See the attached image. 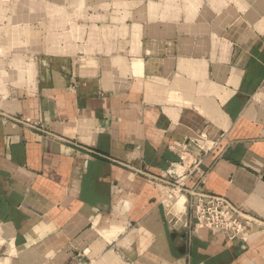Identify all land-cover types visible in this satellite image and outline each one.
I'll return each instance as SVG.
<instances>
[{"label":"crops","instance_id":"obj_1","mask_svg":"<svg viewBox=\"0 0 264 264\" xmlns=\"http://www.w3.org/2000/svg\"><path fill=\"white\" fill-rule=\"evenodd\" d=\"M0 111V264H264V0H0Z\"/></svg>","mask_w":264,"mask_h":264},{"label":"built area","instance_id":"obj_2","mask_svg":"<svg viewBox=\"0 0 264 264\" xmlns=\"http://www.w3.org/2000/svg\"><path fill=\"white\" fill-rule=\"evenodd\" d=\"M0 116L5 121L15 122L20 124L23 128L34 130L42 133L46 137L55 140L68 142L65 138L57 136L56 134L46 130L41 124L33 122L26 118L15 117L0 111ZM125 168H132L126 162L113 160ZM180 164L172 165L168 170L167 175L169 178L166 180L168 185L167 198L173 197L176 193L187 194L188 205L190 213L194 220L196 227H206L213 231L225 232L231 237L246 236L255 224V218L243 212L242 209L233 205L225 196L216 194L202 193L197 188L187 189L183 183L178 180L180 176L179 169L184 167L189 173L190 165L192 162L187 158H181Z\"/></svg>","mask_w":264,"mask_h":264},{"label":"rangeland","instance_id":"obj_3","mask_svg":"<svg viewBox=\"0 0 264 264\" xmlns=\"http://www.w3.org/2000/svg\"><path fill=\"white\" fill-rule=\"evenodd\" d=\"M180 193H176L173 197L169 198V199H173L172 201H174V199H176V195H178Z\"/></svg>","mask_w":264,"mask_h":264}]
</instances>
